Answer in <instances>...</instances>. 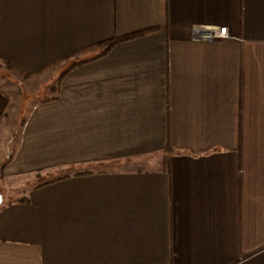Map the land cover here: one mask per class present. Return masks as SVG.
I'll return each mask as SVG.
<instances>
[{"label":"crops","instance_id":"obj_1","mask_svg":"<svg viewBox=\"0 0 264 264\" xmlns=\"http://www.w3.org/2000/svg\"><path fill=\"white\" fill-rule=\"evenodd\" d=\"M0 61L54 93L24 114L0 83V178L34 183L0 264H264V0H0Z\"/></svg>","mask_w":264,"mask_h":264},{"label":"rangeland","instance_id":"obj_2","mask_svg":"<svg viewBox=\"0 0 264 264\" xmlns=\"http://www.w3.org/2000/svg\"><path fill=\"white\" fill-rule=\"evenodd\" d=\"M64 63L66 62H60L54 65L51 69H49L48 74L54 75L56 71H57L56 74H58V70H60L63 67ZM21 80L22 79L20 78V75L18 73H13L7 70V67L4 66L3 63L0 61V83H3V84L11 83V85H13L11 87V91L14 93L19 92L21 94L19 97L17 95L16 96H17V100L19 99L18 102H22L21 103L22 111L25 114L28 112L29 106H31V104L34 101L46 98L52 93V90L49 87L51 86V84L47 83L48 86L44 85V87L40 84L39 87H35L36 90H40L39 93L36 95H32L31 90L26 88V83H22ZM4 86L5 85H3V87ZM35 177H37L38 180H40L41 177L43 178L45 176L43 173H35ZM0 180H1L0 181V199L2 200V206L6 204L8 201L14 200L16 197H18L19 193H22V192L25 193L28 190V188L34 185V183H31L30 185L27 184L25 180L14 181V182L11 181V183L1 178Z\"/></svg>","mask_w":264,"mask_h":264},{"label":"trees","instance_id":"obj_3","mask_svg":"<svg viewBox=\"0 0 264 264\" xmlns=\"http://www.w3.org/2000/svg\"><path fill=\"white\" fill-rule=\"evenodd\" d=\"M157 29H149V30H143V31H138V32H134L131 33L129 35L123 36V37H117L111 40H107L104 41L102 43H99L91 48L85 49L83 51H79V52H75L72 55H69L65 58H63L62 60L66 63H64V68L63 70L60 72L59 77L56 81V88L58 89L60 86V83L62 82L63 78L73 69H75L76 67H79L81 65L87 64L89 62H92L94 60L100 59L102 57H104L114 46H116L119 43L122 42H126V41H130V40H134L136 38H139L141 36H144L146 34L155 32ZM88 53H95L94 55H86ZM6 66H9L6 64ZM56 98H52L51 100H54ZM171 147L167 148V151L170 152ZM92 172H76L73 173L74 176H80V175H86V174H91ZM67 177H70V174L67 175H63L61 177L52 179L50 181H47L45 183H38L35 188H39L41 186L47 185L49 183H53L62 179H65ZM19 202H25L28 203L29 199L27 197H23L21 199L18 200Z\"/></svg>","mask_w":264,"mask_h":264},{"label":"built area","instance_id":"obj_4","mask_svg":"<svg viewBox=\"0 0 264 264\" xmlns=\"http://www.w3.org/2000/svg\"><path fill=\"white\" fill-rule=\"evenodd\" d=\"M193 38L195 41L213 42L229 39V33L227 27H195Z\"/></svg>","mask_w":264,"mask_h":264},{"label":"water","instance_id":"obj_5","mask_svg":"<svg viewBox=\"0 0 264 264\" xmlns=\"http://www.w3.org/2000/svg\"><path fill=\"white\" fill-rule=\"evenodd\" d=\"M1 204H2V200L0 199V207H1Z\"/></svg>","mask_w":264,"mask_h":264}]
</instances>
